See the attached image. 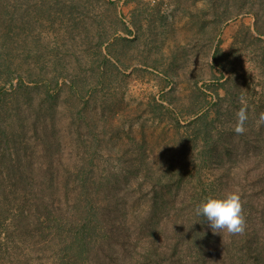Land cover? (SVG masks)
<instances>
[{"label":"rangeland","instance_id":"1","mask_svg":"<svg viewBox=\"0 0 264 264\" xmlns=\"http://www.w3.org/2000/svg\"><path fill=\"white\" fill-rule=\"evenodd\" d=\"M257 26L264 0H0V264H264Z\"/></svg>","mask_w":264,"mask_h":264},{"label":"trees","instance_id":"2","mask_svg":"<svg viewBox=\"0 0 264 264\" xmlns=\"http://www.w3.org/2000/svg\"><path fill=\"white\" fill-rule=\"evenodd\" d=\"M257 28H258V26H257ZM258 30H259V28H258ZM259 32H260V30H259ZM260 34H264L263 32H260ZM219 52H221V48L220 47H218L217 48V50H216V53H215V60H217V56H218V54H219ZM160 106L161 107H163V105H161L160 104ZM21 178H19V179H12L13 180V182L14 181H19ZM4 180H8V179H4ZM9 181V180H8ZM1 183V182H0ZM39 209V208H38ZM20 218L22 219L23 218V216L22 215H20ZM81 243H82V240L79 238V240H75L74 241V244H76V246H78L79 245V247H81Z\"/></svg>","mask_w":264,"mask_h":264}]
</instances>
